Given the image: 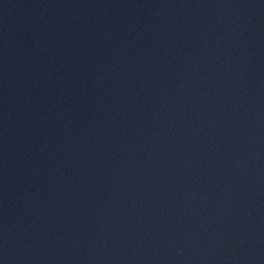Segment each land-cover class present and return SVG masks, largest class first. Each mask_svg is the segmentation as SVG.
Returning <instances> with one entry per match:
<instances>
[{"label": "water", "instance_id": "1", "mask_svg": "<svg viewBox=\"0 0 264 264\" xmlns=\"http://www.w3.org/2000/svg\"><path fill=\"white\" fill-rule=\"evenodd\" d=\"M0 264H264V0H0Z\"/></svg>", "mask_w": 264, "mask_h": 264}]
</instances>
